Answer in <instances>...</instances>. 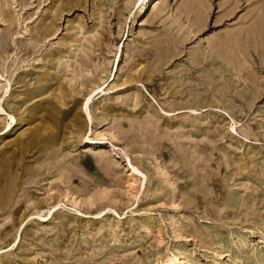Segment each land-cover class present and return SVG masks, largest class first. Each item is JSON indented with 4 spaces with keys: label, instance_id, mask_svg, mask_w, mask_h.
<instances>
[{
    "label": "rangeland",
    "instance_id": "374dc122",
    "mask_svg": "<svg viewBox=\"0 0 264 264\" xmlns=\"http://www.w3.org/2000/svg\"><path fill=\"white\" fill-rule=\"evenodd\" d=\"M140 2L0 0V264H264V0Z\"/></svg>",
    "mask_w": 264,
    "mask_h": 264
},
{
    "label": "bare ground",
    "instance_id": "6f19581e",
    "mask_svg": "<svg viewBox=\"0 0 264 264\" xmlns=\"http://www.w3.org/2000/svg\"><path fill=\"white\" fill-rule=\"evenodd\" d=\"M145 0H141V2H140V4H139V7L141 8V6H142V4L144 5V2ZM138 7V8H139ZM142 10V9H141ZM8 88V87H7ZM7 88H6V84L5 85H2V87H0V92L1 93H4L5 91H7ZM89 99V98H88ZM0 110H3V108H2V106H1V99H0ZM8 116H9V121L10 122H8V123H5L6 124V126H7V128L9 129L10 127H11V125L12 124H14L13 125V127L18 123V121H17V119L12 115V114H8ZM5 126V125H4ZM12 127V128H13Z\"/></svg>",
    "mask_w": 264,
    "mask_h": 264
}]
</instances>
